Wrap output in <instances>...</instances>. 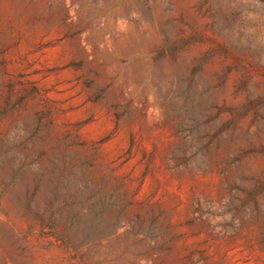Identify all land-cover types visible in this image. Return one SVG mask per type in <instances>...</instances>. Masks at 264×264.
Wrapping results in <instances>:
<instances>
[{
    "label": "rangeland",
    "instance_id": "1",
    "mask_svg": "<svg viewBox=\"0 0 264 264\" xmlns=\"http://www.w3.org/2000/svg\"><path fill=\"white\" fill-rule=\"evenodd\" d=\"M0 264H264V0H0Z\"/></svg>",
    "mask_w": 264,
    "mask_h": 264
}]
</instances>
